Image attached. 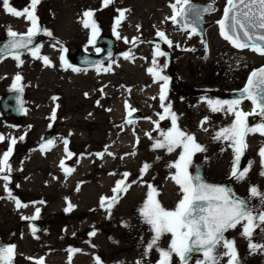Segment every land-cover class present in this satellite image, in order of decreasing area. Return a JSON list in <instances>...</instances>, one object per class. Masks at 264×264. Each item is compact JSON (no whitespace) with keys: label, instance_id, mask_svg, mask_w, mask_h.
Instances as JSON below:
<instances>
[{"label":"rangeland","instance_id":"374dc122","mask_svg":"<svg viewBox=\"0 0 264 264\" xmlns=\"http://www.w3.org/2000/svg\"><path fill=\"white\" fill-rule=\"evenodd\" d=\"M194 1L212 4L215 8L203 20L204 43L198 35L189 39L187 32L166 20V17L173 14L168 4L174 3V0H114L106 8L102 6V0H41L37 8L39 25L50 31L52 36L42 34L40 54L49 57L53 66H45L42 60L32 58L30 52H24L20 56L23 64L19 67L11 57L0 60V95L11 89L17 74L21 75L27 109L19 122L0 112V134L6 137L0 143V155L7 150L9 138H17L14 154L10 158L13 171L9 188L21 203L29 205L18 209L15 202L7 198L4 182L0 180V236L6 245H16L14 264H33L29 257L43 258L44 264H69L70 248L80 250L71 255V264H91L96 257L104 263V260L106 262L109 258H114L110 255L111 244L107 241V228H111V220L106 219L105 209L100 204H84L80 200V192L99 179L104 159H112L106 154L103 158H98L96 154L105 152V149H117L123 141L133 148L136 138L140 141L148 138L146 133L160 139L159 131L154 130L153 121H158L157 113L163 112L159 99L161 84L154 82L147 71L152 67L158 30L165 32L173 41L171 48L163 42L159 45L168 54L167 57L158 58L161 65H168L163 74L173 82V86H169L165 103L172 105L179 126L194 134L197 142L206 149L193 156L189 171L192 172L197 165L205 163L206 173L210 178L227 179L234 193L247 201L256 214L264 212V202L250 196V188L253 186L264 192V175H261L264 168L258 154L260 147L264 146V136L256 133L246 137L248 147L240 166L246 167L251 162V169L245 180L238 181L231 176L234 153L229 143L222 139L219 142L208 138L199 139L202 126L199 131H193L198 112L209 108L205 99L226 100L228 93L240 89L247 74L262 60L249 49L234 48L220 36L217 22L221 19L226 0H192ZM10 5L23 10L29 7L30 0H10ZM118 9L129 10L126 19L117 29L121 39L113 34ZM86 10L95 12L94 19L100 33L115 40L114 59L103 66L107 68L111 65L110 71L101 69L98 72L94 69L73 72L71 67L65 68L61 64L62 54H75L79 48L92 51V45L89 44L90 30L80 22L86 19L83 17ZM152 14H155V18ZM9 27L23 34L30 23L24 17L16 18L6 13L0 2V39L7 36ZM123 38H127L129 43H125ZM134 38H138L135 46L131 43ZM56 41L60 44H56ZM177 44L179 47H176ZM61 45L67 49L66 52L61 53ZM129 52L134 59H124V53ZM214 55L216 59L212 60ZM53 97L57 98L55 108ZM97 101L100 102L99 106ZM125 102L131 107L126 109ZM132 109L136 110L139 117L131 119L133 123L128 124L127 114ZM240 109L246 113L252 111L247 100L242 101ZM53 110L56 111L54 121L50 120ZM217 113L222 114V122L217 125V118L215 121L213 118V122L207 123L209 138L218 128L229 127L234 121L231 114L223 111ZM159 123L163 130L171 127L168 119ZM255 124L251 122V125ZM50 128L52 135L49 140L54 141V145H49V150L41 152V145L45 144L40 142L41 136ZM21 135L25 136L23 141L18 139ZM64 139L69 141L68 149L75 154L71 159L64 152ZM156 153L163 154L164 160L171 164L178 159L180 149L170 154L163 149ZM61 160L65 161L66 167L75 169L67 177L60 167ZM44 162L48 164L46 169L41 167ZM82 165L85 166L83 172ZM168 165L166 163L164 169L161 192L165 190L169 192V196L172 194L169 201H164L163 207L174 210L182 193L171 179L175 169ZM132 172L135 173L136 169ZM145 175L150 178L148 184L154 186L158 172L151 169ZM110 176L112 174L105 175ZM78 185L79 192L76 191ZM66 198L75 205L70 212L65 211ZM37 208L40 209L38 218L47 227L44 231L33 234V229L28 225L29 220L21 217L33 216ZM89 227L95 230L94 236L85 233ZM241 233L242 227L239 225L225 233L226 238L236 243L240 264H264V252H250L249 241ZM145 237L151 238V235ZM252 239L254 242L264 243V231L258 228ZM170 240V234L164 235L160 241L161 246L167 249ZM218 251L222 252L223 249ZM137 261L140 262V259ZM172 261L173 264H180L175 255ZM203 261V255L198 254L189 260V264ZM220 264H227V257Z\"/></svg>","mask_w":264,"mask_h":264},{"label":"snow or ice","instance_id":"6c2138e0","mask_svg":"<svg viewBox=\"0 0 264 264\" xmlns=\"http://www.w3.org/2000/svg\"><path fill=\"white\" fill-rule=\"evenodd\" d=\"M3 9L6 13L13 17H24L26 22L30 23L26 33L21 34L10 27L7 29L8 41L0 46V60L3 58L11 57L17 61V66H21L23 61L20 56L27 50L30 52L32 58L42 60L45 66L51 67L52 62L49 57L40 54V46H35V37L39 34H44L49 37L52 33L47 29H42L39 25V18L37 16V8L41 0H30L29 7L23 10H17L10 5V0H0ZM114 3V0H102V6L108 7ZM172 9V16L166 17L173 25L178 26L182 31L188 33L190 39L193 35H199L200 25L205 14L215 10L214 5L205 7L198 6L192 0H174L170 4ZM118 17L114 21L113 34L117 39H121L117 29L121 26L122 22L126 19L128 9H118ZM95 12L93 10H86L80 22L83 27L90 30L89 44L95 47L96 41L99 38L100 29L97 21L94 19ZM220 36L228 41L234 48L244 50L249 49L258 55L264 56V0H226V6L223 10V17L218 22ZM138 30H139V26ZM157 37L160 41L166 44L169 48L173 47V41L168 38L165 32L157 31ZM125 43H129L127 38H123ZM138 38H134L131 43L136 45ZM204 43V41H202ZM56 44H60L56 41ZM55 47V45H53ZM176 47H179L177 44ZM190 50V49H186ZM205 50L207 47L205 45ZM61 53L67 51L62 45L60 47ZM101 49L96 48V52L100 53ZM167 53L161 50L159 44L156 45L153 58L152 67L148 68V73L153 77L154 82L160 83V106L163 109L162 113H157L158 121H153L154 130L159 131L160 139H155L151 133H146L149 139H154L153 149H163L167 153H172L176 149H180L178 159L168 166L175 169L171 179L179 186L182 193V198L177 203L174 210H166L162 207L157 199L159 192L152 184H147L149 191L143 206L139 209V214L144 223L149 225L153 236L146 244V252L156 250L159 252L160 260L158 264H173L172 257L175 255L179 258L180 264H189V259L194 253H202L204 257L203 262L197 264H220V261L227 257V264H240V256L236 243L234 240L226 238L225 233L230 229H235L238 225L242 227V235L249 241L250 252L256 251L264 252V243L253 241V235L257 229L264 231V212L258 214L254 209L249 207V203L244 199L235 197L234 193L230 192L225 187L212 186L204 182L199 172L193 174L189 171L192 166V158L197 152H204L206 149L200 145L194 134L186 132L178 124V117L172 111V105L165 103L167 92L169 89L170 78L164 75L165 69L168 67L167 63L160 64L158 58L167 57ZM111 58V52L108 53ZM134 59L132 54L124 53V59ZM61 64L65 68L71 67L73 72L87 71L72 67L67 63L65 56H60ZM85 63H92L85 61ZM96 70L99 72L101 69L105 72L111 70V65L104 68L100 62H95ZM22 76L17 74L14 77L10 91L18 94L23 93L21 85ZM103 92V89L100 90ZM130 91V90H129ZM87 95V94H86ZM57 99L53 97V100ZM243 100H250L254 108L252 112H244L240 109V104ZM212 112H226L234 116V121L229 127H224L216 132L214 139L224 140L229 143L234 153V161L231 169V176L238 181H243L247 178V174L251 169V162L246 167L241 168L240 161L247 150L248 144L246 137L249 134H256L264 136V67L251 72L246 87L239 93L238 98L232 100L220 99H207L205 101ZM17 105H19V112L26 113L27 109L24 107V101L17 96ZM99 106L100 102H96ZM126 109L131 106L125 102ZM110 111V109H109ZM132 109L128 112L131 117L135 112ZM249 116H258L261 122L255 125L248 123ZM56 119V111L53 110L50 120ZM150 119V118H148ZM165 119L170 120L171 127L167 130L160 128L159 121ZM207 122V118L202 122ZM128 124L133 123L131 119L127 120ZM51 127V124L49 125ZM122 127V126H121ZM206 130V129H205ZM6 137L0 134V143L5 141ZM19 141L25 139L21 135ZM9 146L6 151L0 155V180L4 182V188L7 192V198L14 201L16 207L27 208L29 205L21 203V201L13 195L9 184L11 183V173L13 171L10 163V158L14 154V148L17 144V138H9ZM69 141L63 140L64 152L66 157L71 159L75 154L68 149ZM137 143L139 141L137 140ZM49 145H54V141L49 140L47 143L41 145V152L49 150ZM107 154L112 156L111 152L96 154L98 158H103ZM259 156L261 157V166L264 168V146L259 149ZM128 155V154H126ZM130 155H135V152ZM115 158V157H114ZM123 159L124 157H120ZM159 159V157L157 158ZM60 167L65 173V176L70 175L75 171L74 168L66 167L65 161L61 160ZM151 165L145 163L141 168L140 179L148 172ZM115 175V173H110ZM124 179L118 180L113 188V196L102 197L100 200V207L105 209L111 214V208L119 202L120 194L126 193L132 186L127 182L130 173L124 172ZM264 175V171L261 172ZM56 179V177H53ZM134 183V182H133ZM19 187V185H16ZM79 185L76 191L79 192ZM250 196L252 198H259L264 202V192H261L257 187L250 188ZM43 204L44 201H39ZM67 207L66 212L74 209L75 205L71 204L66 198ZM40 215V209H36L35 214L31 217L23 216L24 220H36ZM36 229L33 228V234ZM95 230L90 234L94 236ZM166 234L171 235L169 247L163 248L160 244L162 237ZM223 249V251H218ZM16 245H0V264H14ZM70 253L69 264H71V253L78 252L77 249H68ZM33 261V264H44L43 258L34 259L28 258ZM96 264H102L99 257H96ZM139 264V262H138Z\"/></svg>","mask_w":264,"mask_h":264},{"label":"bare ground","instance_id":"6f19581e","mask_svg":"<svg viewBox=\"0 0 264 264\" xmlns=\"http://www.w3.org/2000/svg\"><path fill=\"white\" fill-rule=\"evenodd\" d=\"M168 8H170L169 4ZM152 17L155 18V14H152ZM137 56L141 57V55ZM214 59H216L215 55L212 57V60ZM169 86H171V84H169ZM54 103L55 100H53V108H55ZM196 103L198 106L199 101ZM201 108H203V106H201ZM201 111L198 112V116L196 120H194L195 126L193 131H199L202 122L205 120V118H207V122L203 123V129L200 131L199 139L208 138L210 141H216L214 136L221 128H218L216 132L209 138L207 135L209 132L207 123L213 122L215 121V118H217V125L220 124L222 122V114L212 112L210 108H208L206 111L201 109ZM137 140L139 143H137ZM217 141L219 142V140ZM132 142H134V139ZM153 143L154 139L151 140L149 137L141 141L139 138H136L133 148L127 146L126 142L123 141L117 149H110L107 152H111L113 154L111 156L112 159H104L102 170L100 171L101 176L99 179L95 183L85 186L81 189L80 200L84 204L90 205L91 203H97L98 206L102 197L110 198L113 196L112 190L115 187L116 182L118 180L124 179L122 174L124 172L130 173V176L127 178V182L131 183L132 186L126 193L120 194L119 202L111 208L110 215L109 212L105 210V217H108L106 219L111 220V228H107V241L111 244L110 255L114 256V258H109L106 262L104 260V263L102 264H138V259H140L139 264H156L159 261L158 259H160L159 252L155 249L145 255L146 244L151 240L153 233L151 232L149 225L144 223L142 217L139 214V209L145 203L147 192L149 191L147 189V184L149 183L150 178L147 177V175H144L143 179H140L141 168L145 163L151 165L149 170L155 169L158 172V177L154 187L157 188L159 192L157 199L161 203L162 207L164 201L167 202L173 197L172 194L169 196V192H166L165 190L161 192V184L164 182L165 175L164 169L166 167V163L170 164V161H167L166 159L164 160L163 154L156 153L158 150L153 149ZM133 152H135V155H130ZM122 156H125V158L121 159L120 157ZM158 157L159 159H157ZM259 160L261 161L260 156ZM47 165L48 164L44 162L42 163L41 167L46 169L45 166ZM84 169L85 166H83L82 172ZM133 169H136L135 173L132 172ZM110 173H115V175L105 177V175ZM117 211L118 213H116ZM148 234L151 235V238L145 237ZM68 254L70 255V253ZM72 254L73 253H71V255ZM95 262L96 260H93L91 261V264ZM86 263H90V261H86Z\"/></svg>","mask_w":264,"mask_h":264},{"label":"water","instance_id":"95a60500","mask_svg":"<svg viewBox=\"0 0 264 264\" xmlns=\"http://www.w3.org/2000/svg\"><path fill=\"white\" fill-rule=\"evenodd\" d=\"M193 3L198 5V6H201V7L212 5V4H207V3L204 4V3H199V2H193ZM208 14H205L204 17L206 15H208ZM204 17H203V20H204ZM203 20H202V23H201L200 28H199V31H200L199 36H200L201 40H204V38H205V27H204V24H203ZM158 40H159V38H158ZM7 41H8V37H5L4 39L0 40V46H3V44L6 43ZM160 42L161 41L159 40L158 44H160ZM38 45H39V35H37L35 37V42H34L33 47L38 46ZM95 46H96V48L97 47L100 48L101 51H102L99 56H92V55L84 52L83 50H78L74 55L68 56V63L73 65V66H77V67L83 68V67L95 66V62H100V64L103 65V64L107 63L108 61H110L113 58L114 52H115V40L113 38H111L110 36H106V35H99V38L97 39ZM204 47H205V44H204ZM22 51H27V50H22ZM109 52H111V54H112L111 58H109V56H108ZM85 61H90L92 63H85ZM260 68H258V69H260ZM246 85H247V82H246ZM246 85H245V87H246ZM242 90L232 91L230 93V97L232 99L238 98L239 93ZM17 96H19V98L24 101L23 93L22 94H18L16 92L9 91V92L3 94L2 96H0V110L7 117L12 118L16 122H19L21 120L22 116H23V113H20L19 110H18L19 109V105H17V103H16ZM138 117L139 116H138L137 113H133V115L131 117H128V118L131 119V118H138ZM51 135H52V129H49L47 131V133H45L43 135V137L41 139V142L42 143H46L47 141H49V139L51 138ZM197 171L202 176V178H203L205 183H207L209 185H212V186L225 187L230 192L233 193V191L231 189V186H230L228 181H225V180H212V179L207 177L205 163H201V164L197 165L194 168V170L192 171V173L195 174V172H197ZM235 197L239 198L236 195H235ZM239 199H241V198H239ZM28 224H29V226L31 228H35L36 231H39V232L44 231L46 229V227H47V224L45 222L40 221L39 218H37L36 220H29ZM92 232H93V229L90 228V227L85 230L86 234H91ZM0 245H6L4 243V241L2 240L1 236H0ZM197 254H200V253H194L190 257L189 260H191L193 258V256H195Z\"/></svg>","mask_w":264,"mask_h":264},{"label":"flooded vegetation","instance_id":"af4514ba","mask_svg":"<svg viewBox=\"0 0 264 264\" xmlns=\"http://www.w3.org/2000/svg\"><path fill=\"white\" fill-rule=\"evenodd\" d=\"M40 36L42 37V34H40ZM259 58L262 60L261 61V63L258 65V67L259 66H262V65H264V56H259ZM4 59V58H3ZM227 97H228V95H227ZM227 99H229V98H227ZM230 100V99H229ZM251 122H253V123H260L261 122V118L260 117H258V116H249L248 117V123L251 125Z\"/></svg>","mask_w":264,"mask_h":264}]
</instances>
